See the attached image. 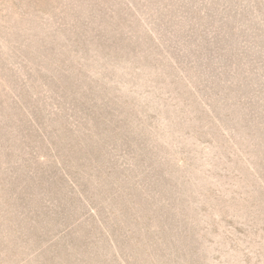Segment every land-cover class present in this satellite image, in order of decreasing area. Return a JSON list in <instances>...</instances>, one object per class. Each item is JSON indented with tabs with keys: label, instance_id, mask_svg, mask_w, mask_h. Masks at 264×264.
I'll return each mask as SVG.
<instances>
[{
	"label": "rangeland",
	"instance_id": "374dc122",
	"mask_svg": "<svg viewBox=\"0 0 264 264\" xmlns=\"http://www.w3.org/2000/svg\"><path fill=\"white\" fill-rule=\"evenodd\" d=\"M0 264H264V0H0Z\"/></svg>",
	"mask_w": 264,
	"mask_h": 264
}]
</instances>
